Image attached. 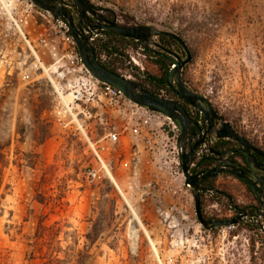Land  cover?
Listing matches in <instances>:
<instances>
[{"label":"rangeland","instance_id":"1","mask_svg":"<svg viewBox=\"0 0 264 264\" xmlns=\"http://www.w3.org/2000/svg\"><path fill=\"white\" fill-rule=\"evenodd\" d=\"M92 1L113 9L120 24L180 33L193 54L182 71L187 86L207 96L226 120L264 148V0ZM69 46L66 27L31 0H0V141L8 159L0 195V264L40 263L34 239L40 218L67 220L86 234L90 220L100 211L110 214L112 207L115 216L104 222L85 264H264V219L259 226L243 220L232 229L205 228L185 184L177 139L159 126L132 137L123 134L107 156L110 173L93 181L87 177L99 163L52 114L53 85L60 84L68 95L70 80L78 76L67 73ZM165 47L186 57L176 45ZM126 53L127 66L160 73L142 46H130ZM114 64L138 82L130 68ZM61 72L67 74L63 80L57 78ZM159 93L169 96L164 89ZM110 120L122 125L129 119ZM226 181L219 180V188L243 207L238 185L233 189ZM62 190L59 208L35 199L36 192L48 197ZM228 204L223 195L204 201V213L232 218Z\"/></svg>","mask_w":264,"mask_h":264},{"label":"water","instance_id":"2","mask_svg":"<svg viewBox=\"0 0 264 264\" xmlns=\"http://www.w3.org/2000/svg\"><path fill=\"white\" fill-rule=\"evenodd\" d=\"M32 3L50 13L56 20L62 21L69 29L75 42L79 55L89 73L102 83L108 84L121 91L130 101L137 105L169 117L178 128L177 148L179 150V162L185 176V184L190 187L195 201V209L198 221L207 229L237 225L245 218H256L262 225L261 218L264 213L261 211H249L240 209L230 197L232 207L238 210V214L230 219H206L201 210V193L207 188L204 183L216 173L230 172L238 177L245 178L240 169L231 161L223 160L214 169L200 172L197 170V151L203 144H207L209 150L220 156L222 159L227 153H219L211 148V142L206 141V136H214L217 139H231L240 143L247 154L251 168H254L251 149H259L250 140L239 134L229 121H226L216 111L211 100L192 89L183 80V68L192 61V50L185 39L177 32L161 29L155 25H121L117 21L116 12L109 8L98 6L92 0H31ZM112 13L114 19L107 18L104 13ZM108 31L120 37L134 39L143 43L145 50L168 58L173 66L167 76L168 87L181 99L199 110L205 121L208 130L202 134V127L193 119L184 106L176 100L154 95L148 92L143 85L123 75L117 74L101 64L97 58L95 48L90 43V36L87 32ZM162 36L173 38L179 43L186 54V58L162 45L156 40ZM198 128V131H197ZM198 135H201L198 138ZM261 152V151H259ZM263 154V153H262ZM224 165V168L221 167ZM251 188L259 194L257 183L248 180ZM261 189L264 190V180L260 181ZM264 204V202H262Z\"/></svg>","mask_w":264,"mask_h":264},{"label":"built area","instance_id":"3","mask_svg":"<svg viewBox=\"0 0 264 264\" xmlns=\"http://www.w3.org/2000/svg\"><path fill=\"white\" fill-rule=\"evenodd\" d=\"M57 21L66 27L67 40L70 43V50L67 54L69 63L65 65L67 66V73H77L78 76L70 80L69 85L73 88L68 95L64 96V87L60 86V84L58 86L53 85L57 97L55 98L56 103L52 114H54L57 122L65 129L66 133L78 138L83 144L86 153L99 163L100 169L87 170L86 173L89 179L93 181L96 178L104 177L105 172L110 173L107 156L111 145L120 142L123 134L131 137L136 136L139 134L140 129L156 125L168 136L172 134L171 138L177 139L178 128L169 117L137 105L130 101L121 91L94 78L84 66L68 27L62 21ZM87 35L90 36L91 45L99 51L101 62L116 67L107 52L101 49L100 41L97 39L101 35L100 32H87ZM24 38L26 39L25 35ZM27 42L34 54L38 69H42L45 72L47 69L40 60L35 47L29 40ZM66 75L65 72H61L57 78L63 80ZM69 96L70 98L68 99ZM160 96L163 97V95ZM111 116L116 118L128 117L129 120L126 124L118 125L110 120ZM198 120H203V114L200 111ZM206 148L207 144H203L198 151L199 157L202 156L203 150ZM101 171L104 172L101 173ZM215 192L216 189H207L203 192L205 203L214 197ZM216 204L211 203V207H215ZM226 227L232 229L236 225L222 228ZM222 236L223 234H219V237Z\"/></svg>","mask_w":264,"mask_h":264},{"label":"trees","instance_id":"4","mask_svg":"<svg viewBox=\"0 0 264 264\" xmlns=\"http://www.w3.org/2000/svg\"><path fill=\"white\" fill-rule=\"evenodd\" d=\"M103 38L100 40V46L102 50H105L109 55L112 62L119 63L123 67L131 69V73L138 79V82L143 85V87L150 93L160 96V90H166L171 93V89L167 84V76L173 66L171 60L158 56L156 54L150 53L144 50L145 54L153 56V62L159 68V74H153L150 72H141L135 65L127 66L128 55L126 49L130 46L137 49L142 46L143 43L136 41L134 39L120 37L118 35L112 34L108 31H100ZM181 35L180 33H178ZM182 36V35H181ZM183 37V36H182ZM160 42L164 46L176 45L181 51L182 47L173 38L162 36L159 38ZM78 51V50H77ZM97 58L101 64H103L108 69L113 72L123 75L115 67L102 63L99 56V51L95 48ZM184 80V79H183ZM197 113V111H196ZM6 144L0 141V195L2 189V169L7 163V154L5 151ZM204 186L207 189H216L217 184L214 180L208 179ZM226 191H220L216 189L212 201H215ZM224 196V195H223ZM225 197V196H224ZM35 199L40 204L49 205L50 208H59L64 203V193L63 190L60 193L52 194L48 197L40 192H36ZM229 206L232 207L230 200ZM235 203V202H234ZM236 204V203H235ZM115 207H112L110 214L105 213V211H100V215L96 219H91V230L86 234H81L76 228H74L67 220H55L52 222H46L45 218H40L37 222L34 239L35 243L39 246V264H85V262L91 257V248L97 240L100 238L104 222L108 219H113L115 216ZM201 210L206 219H218L210 218L204 213V193H201ZM230 219V218H223ZM249 229L254 228L252 225H248Z\"/></svg>","mask_w":264,"mask_h":264},{"label":"flooded vegetation","instance_id":"5","mask_svg":"<svg viewBox=\"0 0 264 264\" xmlns=\"http://www.w3.org/2000/svg\"><path fill=\"white\" fill-rule=\"evenodd\" d=\"M104 15L111 20L114 19L115 17L112 13H109V12H105ZM182 58L185 59L186 57L182 56ZM167 98L176 100L179 103H181L184 106V108L189 112L190 116L193 119H195L202 127L203 130H202L201 135H204L206 133V131L208 130L207 122L205 121L204 116H203L202 121L198 120L199 110H197V114H196L195 109L190 104H188L186 101L179 98L172 90H171V93H169V96ZM215 109L219 113V115L224 118V116L218 111L216 107ZM232 126L239 134H241L242 136L250 140L251 143H253V145H255L259 149V151H261L259 152V151L251 149V155L253 157L254 168L250 167L247 154L243 152L244 147L240 143L233 141L231 139L220 140V139L215 138L214 136H206L205 140L211 142L212 149H214L216 152L227 153V154L222 159H220V156L218 154L211 152L209 148L207 147L205 150H203L202 156L199 157L198 156L199 150H198L197 151V170L200 172H204L206 170L214 169L215 167L219 166L223 160L233 162L235 165H237L240 171L244 174L245 178L238 177L235 174H232L226 171L223 173H216L213 177L209 179H212L215 181V183L217 184L216 189H220V191L222 190L218 186L219 180L221 179L225 181L227 180L226 182H228L230 185L232 184L233 189H234L233 184L236 183L238 185V188L240 189L239 191L240 198L244 200L243 207L241 205H237V206L240 209H249V211H255V212L261 211L262 213H264V204H262V202H264V190L261 189V185H260V181L264 180V148H262L259 144L254 142L252 139H250V137L244 134L242 131L238 130V128L235 127L234 124H232ZM197 131H198V128H197ZM201 135H198V138H200ZM221 167L224 168V165H221ZM248 180H252L257 183V189L259 190L260 196L257 194L256 191H254L253 188H251ZM223 195L228 200H230V197L233 199L232 195L228 192H226ZM231 209L234 211L235 215L238 214V210H236L233 207H231ZM262 219L264 218H261V221ZM244 220L245 222H248V221L252 222V224L255 226L260 225L256 218H245Z\"/></svg>","mask_w":264,"mask_h":264}]
</instances>
